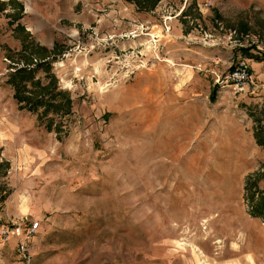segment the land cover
<instances>
[{"label": "rangeland", "instance_id": "obj_1", "mask_svg": "<svg viewBox=\"0 0 264 264\" xmlns=\"http://www.w3.org/2000/svg\"><path fill=\"white\" fill-rule=\"evenodd\" d=\"M65 9L59 42L23 43L34 63L67 48L52 67L72 100L50 115L59 133L19 109L7 80L23 48L0 29V217L40 222L30 264H264V220L245 196L264 171V0ZM242 61L254 81L238 92L225 77Z\"/></svg>", "mask_w": 264, "mask_h": 264}, {"label": "trees", "instance_id": "obj_2", "mask_svg": "<svg viewBox=\"0 0 264 264\" xmlns=\"http://www.w3.org/2000/svg\"><path fill=\"white\" fill-rule=\"evenodd\" d=\"M136 3L138 9L143 12L153 11L161 0H127ZM5 9L0 8V12ZM21 26L19 25L17 29ZM45 54L43 60L37 63L32 61L35 58L33 47L27 44L24 46L21 55L23 56V65L16 63L14 72L7 80L14 89V99L19 104L20 110H28L37 115V120L45 124L48 131L61 132L62 126L55 124L54 117L51 114L65 117L72 111V100L69 96L60 91L57 85V79L52 74L53 61H56L58 55L67 48L60 43H56L51 51L48 48H41ZM250 49L244 50L248 54ZM39 57V56H38ZM264 61V56H262ZM43 72L44 76L39 77L38 73ZM216 88V87H215ZM216 91L214 90L211 100L215 101ZM50 118V119H47ZM258 128L255 129V137L258 145L264 147V119H258ZM264 179V171H259L247 177L245 185L246 202L250 208V214L253 217L264 220V190L260 187L261 180Z\"/></svg>", "mask_w": 264, "mask_h": 264}, {"label": "crops", "instance_id": "obj_3", "mask_svg": "<svg viewBox=\"0 0 264 264\" xmlns=\"http://www.w3.org/2000/svg\"><path fill=\"white\" fill-rule=\"evenodd\" d=\"M70 2L72 0H0V8L5 9L0 12L4 18L0 20V29L11 23L12 38L16 41L13 47H9L16 51L22 50L26 37L45 44L44 46L59 42V37L64 36L65 5ZM19 25L21 27L17 29ZM10 219L12 216L9 212L1 216L0 226L8 223ZM5 227H0V264H22L16 256V246L20 239L11 236L5 242L1 236Z\"/></svg>", "mask_w": 264, "mask_h": 264}, {"label": "built area", "instance_id": "obj_4", "mask_svg": "<svg viewBox=\"0 0 264 264\" xmlns=\"http://www.w3.org/2000/svg\"><path fill=\"white\" fill-rule=\"evenodd\" d=\"M225 81L227 84L233 86L236 91L240 92L253 84L254 76L250 67L246 62L242 61L234 66L231 72L225 77ZM26 221L28 222L26 229L22 228L23 223L13 222L11 226H6L2 229L1 236L4 241H8L11 236L19 237V253L26 261L25 264H30L32 258L30 240L38 233L40 222L29 221L28 219L23 222Z\"/></svg>", "mask_w": 264, "mask_h": 264}, {"label": "bare ground", "instance_id": "obj_5", "mask_svg": "<svg viewBox=\"0 0 264 264\" xmlns=\"http://www.w3.org/2000/svg\"><path fill=\"white\" fill-rule=\"evenodd\" d=\"M206 264H209V263H206Z\"/></svg>", "mask_w": 264, "mask_h": 264}]
</instances>
